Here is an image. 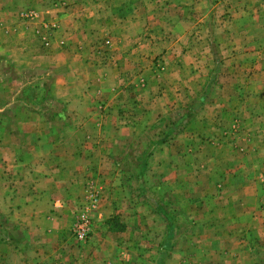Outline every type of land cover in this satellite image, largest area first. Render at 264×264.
<instances>
[{"label": "rangeland", "instance_id": "rangeland-1", "mask_svg": "<svg viewBox=\"0 0 264 264\" xmlns=\"http://www.w3.org/2000/svg\"><path fill=\"white\" fill-rule=\"evenodd\" d=\"M0 137L78 168L33 233L6 191L10 251L31 234L43 264H264V0H0Z\"/></svg>", "mask_w": 264, "mask_h": 264}, {"label": "crops", "instance_id": "crops-1", "mask_svg": "<svg viewBox=\"0 0 264 264\" xmlns=\"http://www.w3.org/2000/svg\"><path fill=\"white\" fill-rule=\"evenodd\" d=\"M118 125L120 129H123V127L126 126V123H122V121H120ZM127 125L129 126V124ZM23 139H25V136H23ZM97 140L101 141L102 138L99 136ZM3 141L4 140L0 137V145H3ZM35 141L37 142L38 139ZM36 142H33V144ZM4 151V146H0V171H10L13 168L17 169L22 165L27 175L16 178L14 181L15 184L13 185L2 184L0 187L1 204L8 211L9 206L14 203V199L10 200V197L7 196L6 191L10 190L20 193L21 197L15 202L16 205L14 206V211L11 213V218L13 221H17V223L23 225L24 229L28 231V233H33L36 230V224H40V220L42 221L47 218L46 220H52L51 222H53V219H57L58 214L62 211V207L58 208L57 206H54L55 202L58 203L57 200H61L62 203V199L57 198V189L63 188L69 190L72 188L70 186H73L75 183H77L75 172L78 168L70 166L72 163H55L54 160L57 161V157L61 155V153L57 154L58 152L25 154L17 152L15 157H7L4 155ZM62 155L65 156L64 160L76 157L75 161L80 162L82 159L84 161L82 162L84 166L81 168L87 172L89 171L90 168L87 166V156L84 155V152L74 153L67 151L63 152ZM60 160H62L61 156ZM25 163H27V166ZM44 226L49 227V223L44 221ZM5 229L6 226L1 219L0 264H43L41 262V257L44 254H42V250L39 248L32 249L31 234L29 237V243H14L17 245V247L14 246L13 250L10 251L11 249L9 244L11 243L9 241V233L11 230L7 231ZM32 229L34 231H32ZM35 235L37 234L34 233V236ZM36 240L37 239H34V244H36ZM70 254L72 255L75 253L70 252ZM70 260L71 263L74 264V261L72 259ZM214 264L219 263L215 262Z\"/></svg>", "mask_w": 264, "mask_h": 264}, {"label": "built area", "instance_id": "built-area-1", "mask_svg": "<svg viewBox=\"0 0 264 264\" xmlns=\"http://www.w3.org/2000/svg\"><path fill=\"white\" fill-rule=\"evenodd\" d=\"M85 216H80L78 220L72 226V233L75 238L79 241H85L90 233L88 220L84 218Z\"/></svg>", "mask_w": 264, "mask_h": 264}]
</instances>
